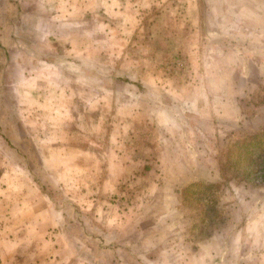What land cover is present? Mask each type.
<instances>
[{
    "label": "rangeland",
    "instance_id": "374dc122",
    "mask_svg": "<svg viewBox=\"0 0 264 264\" xmlns=\"http://www.w3.org/2000/svg\"><path fill=\"white\" fill-rule=\"evenodd\" d=\"M60 1L0 0L13 40L0 175L38 185L53 242L75 257L264 264V180L227 153L264 130V0L231 15L184 0H138L136 14L112 8L121 0L75 12Z\"/></svg>",
    "mask_w": 264,
    "mask_h": 264
},
{
    "label": "crops",
    "instance_id": "0c3cea01",
    "mask_svg": "<svg viewBox=\"0 0 264 264\" xmlns=\"http://www.w3.org/2000/svg\"><path fill=\"white\" fill-rule=\"evenodd\" d=\"M112 1V0H111ZM138 0L130 2L129 0H121L120 3H112V8L123 7L128 12L133 10L136 14V9L140 8V4L137 3ZM58 2H61L58 0ZM81 3H77V0H70L69 8H73V12L83 6ZM184 6L187 8L196 7V9H202L207 7L212 8H229L230 11L227 12V15H231L233 11L231 9L233 6L240 7H253V1L245 0H184ZM77 3V5H76ZM9 6L10 2H8ZM102 7L107 8L109 0H100ZM255 7V6H254ZM111 8V7H110ZM259 12L261 15L264 11L262 5L259 4ZM222 14V13H221ZM74 13L69 15V21H74L70 19V16H73ZM200 15H203V12H200ZM258 16V13H255ZM15 16V15H14ZM224 16V14H222ZM134 17V16H133ZM201 18H205L202 16ZM200 16L198 13V18L196 21H200ZM219 15H214L211 18L212 23L220 21ZM257 20V19H252ZM130 21L128 19L126 22ZM250 22V21H249ZM251 25H257L256 22L251 21ZM261 22V21H260ZM253 31V29H252ZM217 33V32H215ZM4 32L0 31V64L2 55H6L7 52L12 48L13 40L9 32L6 35H2ZM117 39L124 40V35H117ZM4 52V53H1ZM0 66V74H2ZM30 79L25 81H19L12 85L20 86L24 88L29 85ZM40 82H42L40 80ZM182 85L175 82V89L179 90ZM8 88V81L0 80V119L8 120V94H6V89ZM44 89V87H41ZM2 89H5L3 91ZM5 110V111H4ZM22 141H32L28 136L22 138ZM30 143L28 147L31 150H37L39 152L38 146ZM26 146V145H25ZM19 149L24 150L21 145H18ZM28 148H26L27 150ZM4 151L8 154V145L4 147ZM0 175V202L4 201V205L0 208V264H98L97 261L88 259L86 257H75L73 252L69 251L67 254V248L69 250V243H54V219L46 218L45 216V198L41 193L37 184L31 180L29 187H26L25 184H28L25 179L16 178L11 179V181L6 180L3 170ZM15 181L16 187L19 189L18 192L12 191L13 182ZM34 184L35 187L32 185ZM11 185V186H10ZM28 188H32L29 190ZM52 217V216H51ZM16 218V219H15ZM17 220V222H16ZM45 241H52L53 243H46ZM186 261H184L185 263ZM188 262V261H187ZM186 262V263H187ZM183 264V263H182Z\"/></svg>",
    "mask_w": 264,
    "mask_h": 264
},
{
    "label": "trees",
    "instance_id": "16d2710c",
    "mask_svg": "<svg viewBox=\"0 0 264 264\" xmlns=\"http://www.w3.org/2000/svg\"><path fill=\"white\" fill-rule=\"evenodd\" d=\"M227 153L229 156L232 154L235 157V162L240 163L246 170H251L247 176L252 178L253 175L257 174L258 177L264 180V130L254 132L248 137H244V139L233 142ZM252 172L255 174H252ZM211 186L215 187L214 185ZM185 191L193 193V198L196 200H201L200 191L193 192L189 187ZM205 210H209V207H205Z\"/></svg>",
    "mask_w": 264,
    "mask_h": 264
}]
</instances>
